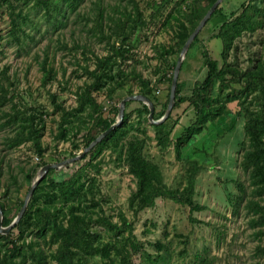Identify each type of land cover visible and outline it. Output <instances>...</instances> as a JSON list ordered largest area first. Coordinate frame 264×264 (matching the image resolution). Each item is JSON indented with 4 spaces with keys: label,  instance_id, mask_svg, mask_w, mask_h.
Returning a JSON list of instances; mask_svg holds the SVG:
<instances>
[{
    "label": "rangeland",
    "instance_id": "obj_1",
    "mask_svg": "<svg viewBox=\"0 0 264 264\" xmlns=\"http://www.w3.org/2000/svg\"><path fill=\"white\" fill-rule=\"evenodd\" d=\"M40 1L46 0H0V201L5 204L3 218L10 223L38 172L30 178L38 163H56L79 154L86 138L99 133L97 115L93 120L91 117V103L81 107L79 96L90 94L100 115L116 120L120 101L141 94L148 83L151 101L156 103L153 119L162 117L169 98V78L182 48L177 43L180 30L190 29L191 21L207 5V0H80L75 11L62 3L60 13L55 15L51 8L37 3ZM47 3L54 6L57 0ZM98 6L104 11L101 30L94 23ZM216 10L219 12L213 15ZM215 11L185 53L177 97L191 96L194 83L205 76L206 57L221 64L219 27L242 12L246 13L240 17L243 31L233 42L228 61L236 62L243 71L264 62V0H221ZM137 13L141 25L131 28ZM106 15L112 16V21ZM118 30L130 37H119L115 34ZM123 40L131 46L125 60L114 53ZM103 59L108 68L98 69ZM111 87L116 89L110 91ZM228 90L240 94V85L231 84ZM256 96V92L246 98L240 95L227 103L223 115L195 135L179 157L173 141L193 121L188 102L173 106L163 121L164 132L169 133L166 146L159 144L149 113H139L140 102L125 103L126 122L142 131H131L126 141L132 135L143 139V157L157 165L163 183L171 189L184 188L197 169L193 199L204 207L201 211L157 198L153 206L135 214L129 199L136 190V179L124 160L108 147L97 154L88 151L85 158L49 170L44 178L60 182L77 172H82L84 181L90 178L87 187L92 185L93 193L84 204L91 207L87 210L113 222L124 215L132 233L117 235L93 225L86 230V238L93 245L111 241L125 247L127 264H154L160 255L168 264H264V256L256 252L264 247V225L253 224L256 215L245 206L250 198L261 197L254 193L250 169L243 167L245 151L250 148L244 132L246 110L257 113ZM30 117L42 126L37 142L28 139ZM61 130L63 135L58 138ZM36 144L43 149L42 159ZM46 190L37 205L61 206L58 218L65 222L68 204L52 188L47 186ZM0 236H5L0 238V259L10 254V241H14L33 243L34 249L41 246L48 264H57L52 255L58 242L53 240L49 226L42 236L34 228L20 234L17 227ZM131 240L136 241V249L130 245ZM20 258L12 259L18 262ZM108 261L117 264L118 258L113 253L106 258L80 253L73 259L74 264ZM29 263L27 259L25 264Z\"/></svg>",
    "mask_w": 264,
    "mask_h": 264
},
{
    "label": "trees",
    "instance_id": "obj_2",
    "mask_svg": "<svg viewBox=\"0 0 264 264\" xmlns=\"http://www.w3.org/2000/svg\"><path fill=\"white\" fill-rule=\"evenodd\" d=\"M216 0H207V5L202 13H198V16L192 20L190 29L182 27L180 30V36L177 43L180 47L183 46L188 36L197 26L199 21L205 15L207 10ZM80 0H57L56 5H48L47 0L37 2L40 5L45 4L47 9L51 8L55 15H58L62 9V3L67 4L75 11ZM44 6V5H43ZM217 9V8H216ZM51 15V10H47ZM216 10L214 14L218 13ZM246 15L242 12L240 16H236L232 20L224 21L219 27L218 36L222 40V52L220 54L221 64L216 60L209 57L205 59V76L201 81H196L192 88V94L186 98H180L175 96L174 107L183 102H188L192 107L193 121L183 128L182 133L176 137L173 141V147L176 155L179 157L181 149L195 136L203 132L206 129L208 123L216 120L222 116L226 104L232 102L235 99H239L240 95L244 98L250 96L256 92L257 96L254 98L255 103L259 106L257 113L251 109L246 110V121L244 124V132L250 142V148L245 151L243 167L250 169V178L253 188H255V194L261 199L250 198L245 204L248 212H253L256 215L253 224L264 225V62L255 65L250 70H242L238 64L234 61L229 62V51L232 50L233 42L236 37L240 36L243 31V24L240 21V17ZM190 16V15H189ZM193 14H191L190 19ZM104 17V11L97 7L94 23L98 30H101L102 19ZM107 20L112 21L113 17L106 15ZM140 15L137 13V19L134 20L131 28H135L141 25ZM116 35H129L122 34L119 30L115 32ZM130 37V35H129ZM124 39V38H123ZM197 37L195 38L196 41ZM121 47H117L116 53L122 60L129 58L130 43L127 44L125 40L120 44ZM115 49V48H114ZM175 64V63H174ZM107 67V60L100 61L98 69H105ZM101 74H98L100 76ZM97 76V77H98ZM172 76V75H171ZM171 76L169 81L171 82ZM240 85V94H236L234 90H228L231 84ZM111 87L110 91H114ZM234 92V93H233ZM110 93V92H109ZM151 87L148 83L143 86L141 94L147 96L150 100ZM177 95V91H176ZM81 107L90 102L92 107V120L97 115L95 125L98 126L99 133L90 135L84 142V148L94 140L100 133L107 130L112 124L115 123V118L105 119L98 110V106L91 95L79 96ZM154 102V101H153ZM152 102V103H153ZM253 103V102H251ZM142 108L139 113H149L148 107L141 103ZM80 106V105H79ZM154 106L156 103L154 102ZM118 110V108H116ZM128 114H124L121 124L113 128L95 147H93L89 153L97 154L103 147L112 148L117 153L119 159H123L128 167L130 173L136 179V190L132 193L129 204L134 213L137 214L141 210L154 205L157 198L168 199L175 201L182 205H187L191 210L201 211L203 206L196 204L193 199L195 174L197 169H194L188 179L187 184L182 189H171L163 183L161 172L157 165L147 161L142 155L143 139H139L137 135H132L129 141H126L127 136L131 131L136 130L139 133L142 131L136 128L133 124L127 123L126 119ZM31 123L29 124V136L32 141L37 142L38 136L41 134V127L37 126V122L33 117H30ZM63 126V124H60ZM155 129V136L161 146H166L169 133L164 132V122L153 125ZM63 135V130L60 131L58 138ZM20 138L18 141H21ZM36 152L39 158H43V149L36 144ZM76 155V154H74ZM73 155V156H74ZM86 156H84L85 158ZM46 163L42 160L38 163L35 169L30 173V178H34L38 169H40ZM53 169L50 170L52 172ZM50 174V173H49ZM82 172H77L69 178L63 181L57 182L50 177H46L41 180L38 186L35 188L34 193L28 203V207L21 220L14 226L17 227L20 234L29 228H34L38 235H45L46 229L49 226L54 236V241L58 242L56 253L53 254V258L57 264H74L73 259L78 254L97 255L100 254L103 257H109L113 253L117 258V264H127V250L125 247L114 244L109 241L101 245L91 244V240L86 238V230L93 225H99L108 231L114 232L119 235L124 232L127 234L132 233L130 222L124 215L120 216L119 222H113L109 218L99 215L90 210V206L84 204L88 201V197L92 194V185L87 187L90 178L82 180ZM46 183H48L46 185ZM47 186L60 196L63 203L68 204V212L65 216V222H62L58 215L61 211V206L50 207L49 205H37V199L40 194L47 192ZM92 197V196H91ZM93 202V198L91 200ZM23 201H19V208L22 206ZM0 206L3 212V217L6 215L5 204L0 201ZM9 220L3 218V226L8 225ZM13 227V228H14ZM5 238V236H0ZM33 243L16 244L14 241H10L11 247L8 248L10 254H4L0 259L2 264H25L29 259V264H48L47 254L41 246L36 249L32 247ZM133 248H137L135 240H131L130 243ZM156 246L161 249L160 243H156ZM257 254L264 256V247H258ZM20 256V260L15 262L12 258ZM154 264H168L164 257L161 255L153 260ZM103 264H112L111 261L104 262Z\"/></svg>",
    "mask_w": 264,
    "mask_h": 264
},
{
    "label": "water",
    "instance_id": "obj_3",
    "mask_svg": "<svg viewBox=\"0 0 264 264\" xmlns=\"http://www.w3.org/2000/svg\"><path fill=\"white\" fill-rule=\"evenodd\" d=\"M221 2V0H216L211 7L207 10V12L205 13V15L202 17V19L199 21V23L197 24V26L194 28V30L191 32V34L188 36L187 40L185 41V43L183 44L180 54L178 56V59L176 61L174 70H173V74H172V79H171V84H170V91H169V98H168V103L165 109L164 114L162 115L161 118L159 119H153V113H154V105L152 103V101L145 95L143 94H132L129 96H126L125 98H123L118 106V114H117V119L115 121L114 124H112L107 130L103 131L102 133H100L94 140H92L84 149L82 152H80L79 154H76L70 158H66L62 161L56 162V163H47L45 165H43L37 172L35 178L32 180V183L26 193V196L23 200V204L20 207L17 215L15 216V218L11 221V223L7 226H3L2 225V220H3V212L0 206V233L2 234H6L9 230H11L16 223L19 222V220L21 219V217L23 216L27 205L29 203V200L36 188V186L38 185V183L44 178V176L46 175V173L51 170V169H60L62 167H67L70 164H72L73 162L80 160L82 157L85 156V154L90 151L95 145H97L113 128H115L117 125L120 124L123 115H124V108H125V103L129 100H136L139 101L143 104H145L148 107L149 110V114H148V119L153 122L154 124H160L161 122H163L168 115L170 114V111L172 109V107L174 106V102H175V95H176V87H177V79H178V75H179V71H180V67L182 64V60L185 56V53L190 45V43L194 40V38L196 37V35L198 34V32L201 30V28L206 24V22L208 21L209 17L212 15V13L215 11V9L218 7L219 3Z\"/></svg>",
    "mask_w": 264,
    "mask_h": 264
}]
</instances>
